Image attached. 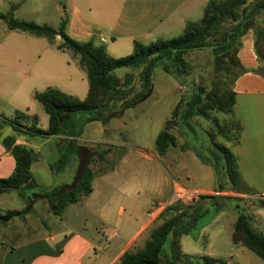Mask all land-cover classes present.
Returning <instances> with one entry per match:
<instances>
[{
	"label": "rangeland",
	"instance_id": "rangeland-1",
	"mask_svg": "<svg viewBox=\"0 0 264 264\" xmlns=\"http://www.w3.org/2000/svg\"><path fill=\"white\" fill-rule=\"evenodd\" d=\"M258 1L247 0L244 6L238 7L237 21H233L231 17L226 18L207 38L205 46L181 54L184 65L179 64L175 52L159 59L152 70L151 94L145 100L120 111L124 104L144 94L147 87L141 77L145 65L118 68L114 72L123 80L121 99L112 102L110 109L104 113L99 114L95 110L70 113L63 124L64 133L61 136L30 135L25 130H13L8 126L0 130L4 132L3 130L9 129L10 136L32 144L30 147L34 157H40L41 162L50 164L52 170L49 175L40 163L34 169L29 189H10L0 195V215L5 218L0 219V255L13 248L12 255L4 258L0 256V264H13L12 260L14 264H26L31 252L39 247L40 240L43 244L46 237L58 231L63 234L81 232L94 245L99 246L105 257L112 255L118 250L117 244L122 241L124 233L121 224L129 208L127 203L122 202L125 209L123 214H118L116 210L110 224L102 223L98 211L104 203V198L100 195L102 191L121 190L120 202L122 198L129 199L137 191L139 201L143 203L140 213L144 215L151 207L158 214L168 202L167 191H171L172 179H179L180 183L189 188L214 191L220 185L222 189V193L213 197H196L199 198L193 204L196 209H190L184 214V221L197 218L199 214L200 217L189 233L179 237L182 253L189 255L194 264H203L201 260L197 261L203 255L222 260L217 264H264V260L251 250L231 239L233 223L239 212L247 213L252 226L264 234V206L259 203L264 198V160L257 161L247 155L248 136L253 133L247 118L249 104L239 99L236 107V114L241 119V145L237 148L231 146L235 142V131L229 132L233 140L226 142L212 121V118H216L223 125L234 118L232 113L212 110L208 117L197 113L190 115L185 121L179 117L186 104L193 102L198 106L206 102L207 91L231 85L237 69L232 68L226 74L223 68L224 63L235 55L238 36L233 35L235 42L228 48L222 49L221 45L224 44L225 35L237 23L251 21L257 30H260L258 27L264 28L254 21L255 16L262 18L264 26V10L256 15L254 13ZM16 3L19 4V10L13 12V16L17 19L45 24L42 22L51 21V17L56 14L52 0H20ZM12 4L0 0V12L7 13ZM61 4L60 1V6ZM42 10H46V13ZM201 16L202 14L196 21ZM18 41L30 46L29 53L21 57V60L34 64L49 62L57 66L73 64L72 55L58 51L46 37L9 30L6 22L0 19V44L19 43ZM2 53L0 51V57ZM74 68L80 75L72 78L73 84L77 85L80 78L85 80L86 77L81 69ZM56 76L57 79L60 78L58 73ZM31 100V109L38 117V126L45 129L48 115L33 98H29L27 102L18 100L13 101V104H2L6 113H9V118H12L15 107L23 103L29 105ZM176 105L181 112L174 119L171 114ZM167 120H174L169 131L175 135L176 145L169 146L166 153L160 156L155 148V138ZM28 124L30 120L27 121ZM209 132L215 134V142L229 147L236 155L242 192L232 189L224 161L212 144ZM70 133L74 136L73 139L67 137ZM121 157L124 159L118 162ZM84 166H88L94 176L107 172L114 166L116 168L115 173L109 177L93 179L92 186L97 195L67 204L60 214H54L44 195L49 191L60 192L69 188ZM174 207H177L176 213L186 211L182 206ZM9 211L17 213L8 216ZM158 223L159 220L153 221L148 226V233ZM113 232L116 233L114 238L111 237ZM146 237L147 233L142 234L129 250L141 249ZM165 247L168 248V245Z\"/></svg>",
	"mask_w": 264,
	"mask_h": 264
},
{
	"label": "trees",
	"instance_id": "trees-1",
	"mask_svg": "<svg viewBox=\"0 0 264 264\" xmlns=\"http://www.w3.org/2000/svg\"><path fill=\"white\" fill-rule=\"evenodd\" d=\"M246 2L247 0H209L203 9L200 20L186 23L181 34L167 39H158L148 44H142L136 41L133 45L132 52L121 57L110 56L106 52L105 45L103 43L94 44L93 39L77 41L68 36L64 31L65 18L61 20L57 28H53L47 24H37L30 20L16 19L10 13H0V19L6 22L8 29L19 30L34 36H43L51 42L58 35L61 41L56 45V48L58 50H68L77 58L78 65L85 71L88 82L87 94L82 99L66 94L54 87H47L43 91L34 93L33 98L48 115V127L46 130H41L36 127V116H28L20 111H16L12 118H3L0 116V130L4 126H10L13 130H25L30 135L34 133L40 135H59L64 133L63 124L72 112L91 110H95L99 114L106 112L110 109L112 102L121 99L120 89L123 80L114 72L118 68L145 65L146 67L141 77L145 83L144 86L147 87L144 94L134 101L124 104L120 108V111L145 100L151 94L152 70L159 59L175 52L177 53L176 59L179 61V64L184 65L181 54L187 50L205 46L207 38L213 34V31L226 18L231 17L233 21H237L239 16L238 7L244 6ZM256 7L255 15L264 10V0H259L256 3ZM249 28H253L256 32L259 31L257 28H254L251 21L237 23L225 35L223 39L224 44L221 45L222 49L228 48L235 42L233 35L238 36L235 55L232 57L229 56L230 60L224 63L223 68L226 74L232 68H236L237 71L233 75L234 78L246 71L240 65L236 57V52L240 46V35ZM257 56L260 64L254 71L264 77V53L257 50ZM234 96L235 93L232 90V83L229 87L223 89L214 88L206 92V102L204 101L198 106L190 102L188 103L189 105L186 104V107L181 110L182 112L179 110V106L176 105L171 116L175 119L176 115L181 112L179 117L185 121L194 113L205 117H208L209 112L212 110L231 113L234 105ZM28 120H30V124L27 125ZM173 121L167 120L155 138V148L157 154L160 156L166 153L169 146L176 145V137L169 131L172 127L171 125L174 124ZM212 121L218 133L225 140L230 141L235 139V142H238L241 126L237 121L225 122L223 125H220L216 118H212ZM187 126L190 128L188 124ZM232 131H235L233 139L229 135V132ZM208 136L224 161L225 171L232 185V189L236 192H242L243 185L239 179V172L233 152L227 146L215 142L214 133L209 132ZM2 141L12 152L16 166L10 176L0 178V194L10 189L26 191L28 186L32 184L30 165L34 159V152L25 145L15 144L14 137L10 135L3 137ZM91 178L92 171L88 166H84L79 176L69 188L60 192H47L44 197L49 209L54 214H60L67 204L76 202L81 195H87L92 189ZM220 187L219 185V189L214 191H221L222 189ZM198 197H213V195H200ZM259 203L261 206H264V198H261ZM177 205L182 206L184 211H186L176 213L175 211L178 210L174 206ZM190 209L194 210L196 207L180 201L167 204L154 218V221L159 220V223L151 228L143 247L136 251H130L129 249L123 251L119 257L118 264H194L189 255L181 252L179 246V237L189 233L200 217L199 214L197 218L192 217L190 220L184 221V214ZM16 213L9 211L7 215L11 216ZM0 219L5 218L0 215ZM231 239L234 243L242 244L264 260V234L252 226L251 218L247 213H238L233 223ZM166 244L168 248L165 247ZM200 260L203 264H217L222 262L218 258L207 255L197 258V261Z\"/></svg>",
	"mask_w": 264,
	"mask_h": 264
},
{
	"label": "crops",
	"instance_id": "crops-1",
	"mask_svg": "<svg viewBox=\"0 0 264 264\" xmlns=\"http://www.w3.org/2000/svg\"><path fill=\"white\" fill-rule=\"evenodd\" d=\"M2 1L13 3L10 7V11L7 12L12 14V16L13 12L16 13L19 10V4L16 2L20 0ZM52 1L55 4L54 11L56 14L51 17V21H44L42 23L57 28L61 20L65 18L66 23L64 31L68 36L77 41L93 39L94 44L103 43L106 52L110 56L121 57L132 52L133 45L136 41L142 44H148L158 39H167L177 36L174 34H180L186 23L196 22V19L202 14L209 0ZM60 1L62 2V6H60ZM42 12L46 13V10H42ZM254 21L258 22L257 25L264 27L261 23L263 21L262 18L255 16ZM259 28L260 32H256L253 28H249L239 37L240 46L237 49L236 57L240 65L246 71L236 76L232 82V90L235 96L231 113L234 118L228 120L230 122L237 121L240 124L241 119L236 114L238 100L240 99L249 104L247 118L248 125L252 127L253 133L248 136L249 150H247V155L257 161H260V159L264 160V77L254 71L260 64L257 50L264 53V28L258 27V29ZM19 33L26 32L19 31ZM60 41V37L56 35L52 42L49 41V43L56 47ZM29 47V45L20 44V42L0 44V51L3 52L0 57V116L3 118H9L10 116L7 115L9 113H6V108L2 103L6 102L13 104V101L18 100L27 102L29 98H33L35 92L43 91L47 87L57 88L66 94L76 96L80 99L84 98L87 94L88 82L86 78L85 80L80 78L79 84L77 85L72 82L73 77L80 76L74 67H78L84 73L85 71L78 65L77 58L74 57L70 51L58 50L56 48L60 52H69L73 57V64L67 63V66H57L49 62H37L34 64L29 63V61L25 59L21 60V57H25L27 53H29ZM56 73L60 75L59 79H57ZM32 103L31 100L29 101V105L27 103H23L26 105H18L13 112L20 111L28 116L37 117L31 109ZM36 127L41 130H46L48 123L45 129L40 128L38 126L37 117ZM3 131L4 132H0V178L10 176L16 166V161L12 152L2 141L3 136H8L10 134V130ZM61 135L62 134L47 136L59 137ZM67 137L73 139L74 136L71 134ZM240 138L239 135L238 142L231 143L233 148H237L241 145ZM14 140L15 144H22L31 148L30 146L32 144L26 140L16 137H14ZM225 141L230 142L232 140ZM234 156L237 164L236 155L234 154ZM40 159V157H34L30 165L32 181L34 169L35 167L37 168L40 163L49 175L52 174L50 164L41 162ZM123 159L124 157L119 158L118 162ZM115 168L114 166L107 172L95 176L92 172L91 192L87 195H81L78 200L82 198L89 199L97 195L92 186L93 179L109 177L115 173ZM77 172L76 169V173ZM62 179L64 180V177ZM174 180L179 181V179ZM196 189L208 190L204 188ZM120 192L121 190L104 189L100 194L104 198V203L100 205L98 209L102 223L110 224L112 215L116 210L118 214H123L125 211L121 203L124 202L128 204L129 210L127 216L121 224L124 235L122 241H120V243L117 242L118 250L114 254L105 257L104 253L100 252L99 246L94 245V243L81 232L72 231L63 234L62 231H58L46 237L43 244L42 240H40L39 247H36L31 252L26 264H118L119 257L123 251L129 249L131 245H134L142 234L147 233L148 236V226L153 223L157 214L155 213V209L151 207L146 210L144 215L140 213L143 203H140L138 198L139 193L137 191L129 197V199L122 198L121 202ZM169 192L170 189L167 191V198L169 197ZM219 193H222V191H219ZM262 194H264V191ZM111 237H116V233L113 232ZM12 254L13 248L11 247L1 253L0 256L4 258ZM12 263L14 264L15 262L12 260Z\"/></svg>",
	"mask_w": 264,
	"mask_h": 264
},
{
	"label": "built area",
	"instance_id": "built-area-1",
	"mask_svg": "<svg viewBox=\"0 0 264 264\" xmlns=\"http://www.w3.org/2000/svg\"><path fill=\"white\" fill-rule=\"evenodd\" d=\"M217 194H219L218 191H207L196 188H189L184 186L179 181L172 179L170 196L166 205L172 202H179V201L185 204L193 205L195 201L199 199L196 197L200 195H217Z\"/></svg>",
	"mask_w": 264,
	"mask_h": 264
}]
</instances>
